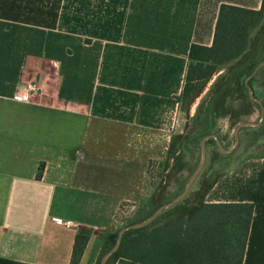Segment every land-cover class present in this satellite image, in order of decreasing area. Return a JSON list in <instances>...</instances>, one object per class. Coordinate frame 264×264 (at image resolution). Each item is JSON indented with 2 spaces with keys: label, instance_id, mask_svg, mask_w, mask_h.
Returning a JSON list of instances; mask_svg holds the SVG:
<instances>
[{
  "label": "crops",
  "instance_id": "1",
  "mask_svg": "<svg viewBox=\"0 0 264 264\" xmlns=\"http://www.w3.org/2000/svg\"><path fill=\"white\" fill-rule=\"evenodd\" d=\"M221 3L262 0H0V256L72 264L85 227L76 264H94L105 234L145 208L159 189L151 165L194 112L179 100L190 44L212 43ZM217 126L233 136L228 116ZM204 201L253 203L238 264H264V150Z\"/></svg>",
  "mask_w": 264,
  "mask_h": 264
},
{
  "label": "trees",
  "instance_id": "2",
  "mask_svg": "<svg viewBox=\"0 0 264 264\" xmlns=\"http://www.w3.org/2000/svg\"><path fill=\"white\" fill-rule=\"evenodd\" d=\"M264 59V0L260 8H248L221 3L217 13L213 40L210 45L192 42L188 51L185 81L179 94L181 106L188 110L203 91L209 79L216 74L201 96L195 112L185 129L172 134L166 158V183L153 194L141 216L146 218L162 202L176 195L183 185L168 195L164 187L175 181L182 170L195 168L203 135L219 132L217 120L228 116L231 127L249 115L260 104L248 92L264 103V65L245 81L246 76ZM240 140L262 144L264 150V119L258 125L239 129ZM233 138V137H232ZM224 152L214 137L206 139L207 159L187 195L169 206L147 225L130 228L123 234L116 251L106 264H114L118 257H127L145 264H238L243 259L247 232L253 210L252 202H205L204 196L211 185L225 172L252 155H240L238 149ZM42 165L37 172L41 174ZM171 196V197H170ZM169 212L164 222L157 223L163 213ZM128 223V222H127ZM122 224V223H121ZM116 229L108 231L94 264L116 240ZM126 224V223H125ZM124 225V224H123ZM88 238V229L80 227L74 237L70 261L76 264ZM0 264H36L0 256Z\"/></svg>",
  "mask_w": 264,
  "mask_h": 264
},
{
  "label": "water",
  "instance_id": "3",
  "mask_svg": "<svg viewBox=\"0 0 264 264\" xmlns=\"http://www.w3.org/2000/svg\"><path fill=\"white\" fill-rule=\"evenodd\" d=\"M264 65V59L261 60L258 64H256V66L252 69V71L246 76L245 81L248 84V79L254 75L262 66ZM248 92L250 94V96L252 98H254L255 100H257L260 104V116L257 120H253V119H244L240 122H238L236 124V126L234 127V131H233V136H234V142L231 146H225L223 144V142L221 141V139L219 138L218 134L216 132H210L207 133L205 135L202 136L201 138V142H200V156H199V160L195 166V168L191 171V173L188 175L182 189L180 190V192H178L176 195H174L173 197L167 199L166 201L162 202L161 204H159L152 212L150 215H148L146 218H143L141 220H136V221H132V222H128L124 225H122L121 227H119L118 231H117V237L115 242L113 243V245L108 248L100 257L99 260V264H106L108 258L111 256V254L116 251L121 243L123 234L125 233L126 230L130 229V228H137V227H141L144 225L149 224L150 222H152V220H154L156 218L157 215H159L163 210H165L166 208H168L169 206H172L174 204H176L177 202H179L180 200H182L187 193L189 192L191 186L193 185L195 179L197 178L198 174L200 173V171L202 170V168L205 165L206 159H207V148H206V139L210 136L214 137L217 143V146L219 147L220 150L224 151V152H228V151H232L236 148V146L238 145L239 141H240V136H239V129L242 126H246V125H258L260 124L263 119H264V103L262 100H260L257 96L254 95L253 90L251 88V86L248 84Z\"/></svg>",
  "mask_w": 264,
  "mask_h": 264
},
{
  "label": "rangeland",
  "instance_id": "4",
  "mask_svg": "<svg viewBox=\"0 0 264 264\" xmlns=\"http://www.w3.org/2000/svg\"><path fill=\"white\" fill-rule=\"evenodd\" d=\"M206 85H207V83H206ZM200 98L201 97L196 98L194 100L195 103H194V101H193L194 104L192 103L193 106H194V112H195V108H196L197 103L199 102ZM191 105L189 106V108L187 110L188 113L190 111ZM189 116H191V115H189ZM189 116H188V118H189ZM259 116H260V109L259 108H256L254 110V112L251 115L248 116L247 119L257 120L259 118ZM234 127H233V129H234ZM232 137H230V138H228L226 140V144L228 146H231L233 144V142H234V136H232ZM239 143H241V146L238 149V154H240V155H246V156L247 155H253V156H257V155H260V152L263 149L262 144L259 143V144H255V145L253 144L252 145L251 143L246 142L245 139H243L242 141L240 140ZM239 143H238V145H239ZM237 146H236V148H237ZM199 156H200V154H199ZM198 160H199V158H198ZM164 169H165L164 168V164H162V163H159V164L158 163H154L153 165H151V168H150V170H151L150 171V174L151 175L158 176V177L155 178V180L156 179L159 180L158 181L159 184H157L159 186V189L156 191L157 193H159L161 191L160 190V187L163 186L166 183V181L163 179V176H162L164 174V173H162V170H164ZM190 173L191 172L189 170H187V169L182 170L181 173L179 174V177L175 181H169L165 185L164 192L165 193L168 192L169 193L168 195H172L173 192L177 191L178 188L181 187L185 183V181H186V179H187V177H188V175ZM143 209L140 208L136 213H132L131 215H128V216L126 215L127 217L125 218V220H123V222H122L121 225H123V224H125L127 222H130L135 217L141 216L143 214ZM127 212H129V207H128V211ZM169 215H170L169 212L163 213L160 216V218L157 221V223L163 222L166 219V217H168Z\"/></svg>",
  "mask_w": 264,
  "mask_h": 264
},
{
  "label": "built area",
  "instance_id": "5",
  "mask_svg": "<svg viewBox=\"0 0 264 264\" xmlns=\"http://www.w3.org/2000/svg\"><path fill=\"white\" fill-rule=\"evenodd\" d=\"M39 86L35 83V82H27L24 85V89L22 91H17L15 93V96L17 97H27L29 94H31L32 92H35L36 90H38ZM127 211H128V207L127 206H121V213L122 215H127Z\"/></svg>",
  "mask_w": 264,
  "mask_h": 264
}]
</instances>
